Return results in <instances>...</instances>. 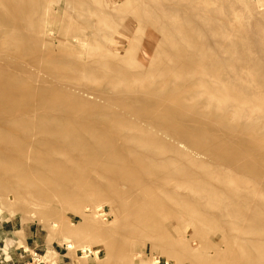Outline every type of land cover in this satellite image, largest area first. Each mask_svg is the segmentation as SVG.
<instances>
[{
    "label": "rangeland",
    "instance_id": "1",
    "mask_svg": "<svg viewBox=\"0 0 264 264\" xmlns=\"http://www.w3.org/2000/svg\"><path fill=\"white\" fill-rule=\"evenodd\" d=\"M0 113V264H264V0H0Z\"/></svg>",
    "mask_w": 264,
    "mask_h": 264
},
{
    "label": "bare ground",
    "instance_id": "2",
    "mask_svg": "<svg viewBox=\"0 0 264 264\" xmlns=\"http://www.w3.org/2000/svg\"><path fill=\"white\" fill-rule=\"evenodd\" d=\"M236 29V28H235ZM180 47V46H179ZM176 50V49H175ZM188 52V51H187ZM186 61V60H185ZM92 62V61H91ZM178 63H179V61H178ZM191 63V62H190ZM190 66V65H189ZM162 67V66H161ZM194 67V66H193ZM10 69V68H9ZM180 70V69H179ZM188 70V69H187ZM194 71V70H193ZM124 72V71H123ZM154 73V72H153ZM184 73V72H183ZM125 74V73H124ZM174 74V73H173ZM92 75V74H91ZM128 77V76H127ZM13 92V91H12ZM17 93V92H16ZM30 93V92H29ZM13 95V94H12ZM39 113V112H38ZM1 114V113H0ZM38 119V118H37ZM43 119L44 118H41L40 120L41 121H39L38 122V125L36 124V126H37V129H38V132H37V134L36 133H34V136L35 137H33V138H37L38 136H39V139H38V141H37V143L36 144H30L31 146H30V148L29 149H31V148H33V147H37L39 144L41 145L42 143H44L45 141H47V140H49V138L50 137H52V139H54V135H49L48 133H49V131L47 130V129H45V127H43L44 125H43ZM138 122V121H137ZM53 130V129H52ZM51 133V132H50ZM3 134V133H2ZM5 134V133H4ZM41 135H43V136H45L42 140H41ZM31 137H32V135H31ZM30 137V138H31ZM59 139H61V138H59ZM59 139H55L54 141H52V142H57L58 144H62V142H61V140H59ZM218 143V142H217ZM61 148V147H60ZM5 150V149H4ZM60 150V149H59ZM78 150V149H77ZM29 151V150H28ZM57 153V152H56ZM6 158V157H5ZM236 170V169H235ZM114 179V178H113ZM202 179V178H201ZM121 185V184H120ZM117 186V185H116ZM161 186H162V184H161ZM121 187V186H120ZM165 186H163V188H164ZM167 187V186H166ZM117 188V187H116ZM123 188V187H122ZM160 188V187H159ZM162 189V188H161ZM157 190V189H156ZM226 191V190H225ZM97 197V196H96ZM104 197V196H103ZM87 199H90V197H87ZM87 199H85L86 201H89V200H87ZM85 200H83V201H85ZM82 201V202H83ZM101 208V207H100ZM97 214L96 215H98V217H104V215L103 214H99V213H101L100 212V209L98 210L97 209ZM104 220V219H103ZM257 224V223H256ZM53 227H57L56 226V224L54 223V225H53ZM260 227V226H259ZM263 227H264V225H263ZM255 229H256V227H254ZM249 233H251V232H249ZM209 236V235H208ZM213 241V240H212ZM232 241V240H231ZM216 244V243H215ZM204 245V244H203ZM67 248L68 249H73L74 248V245L71 243V242H69L68 244H67ZM227 248V247H226ZM204 250V249H203ZM228 250V249H227ZM83 251H86V250H84L83 249ZM234 252V251H233ZM211 253V252H210ZM98 254V252L97 251H95V255H97ZM209 255V254H208ZM97 257V256H96ZM214 259V258H213ZM225 261V260H224ZM261 261V260H260ZM211 262H213V261H211ZM241 262V261H240ZM208 263V262H207ZM236 263V262H235ZM239 263V262H238ZM237 263V264H238ZM215 264V263H214Z\"/></svg>",
    "mask_w": 264,
    "mask_h": 264
},
{
    "label": "built area",
    "instance_id": "3",
    "mask_svg": "<svg viewBox=\"0 0 264 264\" xmlns=\"http://www.w3.org/2000/svg\"><path fill=\"white\" fill-rule=\"evenodd\" d=\"M80 253H81V256H82V257H83L84 255H85L86 257H91V256L94 257L93 253H92L90 250H87V251H82V250H81ZM32 262H33L32 264H51V263H47V262L43 261L41 258L36 257V256H35V258H33Z\"/></svg>",
    "mask_w": 264,
    "mask_h": 264
}]
</instances>
